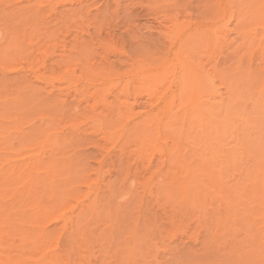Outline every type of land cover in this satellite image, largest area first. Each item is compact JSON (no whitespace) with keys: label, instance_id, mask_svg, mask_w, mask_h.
<instances>
[{"label":"rangeland","instance_id":"obj_1","mask_svg":"<svg viewBox=\"0 0 264 264\" xmlns=\"http://www.w3.org/2000/svg\"><path fill=\"white\" fill-rule=\"evenodd\" d=\"M35 1L32 0V3ZM39 1L44 7L42 15L46 21H42V15L35 21L24 18L27 15L25 10L18 7L25 5L26 0H0V36L2 31L16 35V43L8 39L0 44V61L31 52L29 59L23 58L26 62L23 69H11L0 74V117L5 125L7 121L11 126H27L32 118L37 122L42 118L45 125L50 127L47 130L51 135L53 133L52 136L60 132L52 130V123L64 132L76 126L84 130L90 123L85 121L86 116L97 119L109 113L103 109L101 114L99 103L95 111L82 114L77 103L79 107L81 104L83 110L87 101L92 105L101 95L113 101L112 95L117 94L124 85L131 93L129 101L139 90V104L146 98L149 88L158 86V90L164 91L169 81L164 80L158 85L157 80L134 78L127 71L131 59L139 63H155L158 61L155 58L167 57L165 52L169 42L165 33L175 16L184 26V58L203 62L209 59L210 64L218 62V69L224 70L233 62L236 48L243 41L237 32V21L242 20L245 29L256 27L258 17H255V12L259 6L264 7V0H107L108 4L106 0ZM14 9L17 11L12 13ZM225 25L229 33L228 41H232L230 47L216 41ZM234 25H237V29H234ZM201 28L203 31H199ZM50 30L52 33L48 34ZM109 30L116 34L114 42L104 43L100 38L106 37ZM76 34L81 39H91L89 52L82 45L77 48L73 46ZM8 43L16 45L9 46ZM243 52L242 47L239 53ZM60 55L66 56V62L54 61ZM41 59L45 61L44 68ZM101 60L113 62L122 75L104 73L96 81L82 76L83 61L97 64ZM32 64L36 65L35 69H40L39 73L45 79L34 77L29 71ZM50 64H53V68ZM229 72L225 70V73ZM214 86L225 91L217 75ZM76 90H83V93L77 95ZM15 96L24 98L19 101L16 97L17 101H13ZM73 106L80 111L77 112ZM134 106L135 110L139 109V106ZM241 112L234 113L235 118L226 117L224 122V113L218 115L221 129L233 127L235 130L226 134L221 132L219 135H224L217 138L219 144L223 145L222 149L217 148L226 157V160L221 158L225 162L221 178L211 162L209 166L205 163L207 158L192 150L182 159L177 157V164L172 163V160H176L174 156L162 162L164 154H159L156 149L142 152L139 140L130 131L121 138L117 132L111 141L101 139L97 133H92L95 136L90 134L88 127L87 133L81 135L83 141L78 136L73 139L72 135L75 134L72 133L66 135L70 139L68 145L64 142L65 146L59 144L62 147L54 148L52 144L57 158L77 153V159H82L74 160L77 163L73 165L74 176L87 174L97 178L93 168L100 163L101 178L97 184L105 192L106 184H111L112 195L109 197L107 192L108 198L104 201L109 202L103 203L105 205L100 212L91 216L89 213L79 230L70 237L62 233L61 223H46L49 232L46 240L38 241L33 251H29L31 247L26 249L23 257L31 260L38 258L46 246L44 243L48 241L49 244L58 243L61 264H264V227L259 219L264 211V189L261 187L264 180L260 176L257 179L259 187L254 190L253 180L245 178L251 168L256 166L262 170L264 166L261 163L264 159V136L258 128L250 127L255 114H250L249 121L244 122L241 117L246 113L243 115ZM110 117L117 123L114 126L116 130L123 127V121L118 122L117 116L110 114ZM113 129L110 128V131ZM75 138L80 142L78 146L74 144ZM81 142L84 145L82 143L81 146ZM14 143L17 142L14 140ZM98 143L101 148L94 147ZM230 151H234V156ZM0 153L5 154L1 148ZM86 163L95 167L90 169ZM188 168L198 169V179L203 186L193 190L195 187L190 183L189 191L183 193L172 175L177 174L176 180L187 183L191 177H183ZM39 175L45 184L52 179L58 184L57 195L67 193L68 188L76 182L68 177L64 167L53 177L44 173ZM133 176L137 177L136 184L129 187ZM237 179L243 183H236ZM84 184L77 185L82 192L86 190ZM44 187L41 185L39 191L42 198H47L49 192ZM220 200L230 201L231 204L219 207ZM29 221V226H35L27 229L33 237L40 224Z\"/></svg>","mask_w":264,"mask_h":264},{"label":"bare ground","instance_id":"obj_2","mask_svg":"<svg viewBox=\"0 0 264 264\" xmlns=\"http://www.w3.org/2000/svg\"><path fill=\"white\" fill-rule=\"evenodd\" d=\"M8 1L10 2V0ZM26 2L25 5L18 7V9L25 10L24 12L27 15L24 18L28 21H35L39 18L38 16L42 15L44 7L42 8L39 0L33 3L32 0H26ZM8 7L11 6L8 5ZM16 11L14 9L12 13ZM255 17H258L256 27L245 29L242 25V20L237 21L238 29L237 25H234V29H237L243 41L237 46L233 55V62L230 66L225 67L224 70H219L218 62L210 64L209 59L203 62L201 60L195 61L191 58L190 60L184 58L182 55V32L184 26L179 22L178 16H175L165 33V37L169 42L168 49L165 52L167 57H157L155 60L158 61L155 63H139L137 60L131 59V66L127 71V74H131L130 76L134 78L157 80L159 81L158 85L167 80L169 81V85L164 91L158 90V86L156 88H149L147 90L148 93L145 94L146 98L140 104L137 103V99L140 98L139 90L137 89L138 91L134 92L132 101H129L128 97L131 93H129L126 85L119 89L117 94L112 95L113 101H109L107 96L101 95L98 98L100 100H97L92 105L87 101L83 110L81 104L79 107V103H77V108L83 111L82 114L95 111L99 103L102 109L101 114H103V109L109 112L106 115H102V117L104 116V120L103 118L94 119L93 117L86 116L85 121L88 120L87 123L90 121L89 126L86 127L91 129L89 133H97V136L100 135L101 139L113 141L117 132L119 138H121L130 131L139 140L142 152L151 148L153 151L156 149L159 154H164L162 162L173 156L176 157L175 161L172 160L173 164L179 162L177 157L182 159L188 151L192 150L193 152H197V155L207 158L208 160L205 163L209 166V162H211L213 169L218 172L221 178L225 168V162L221 158L225 155L222 151L221 153L219 152V149H222L223 145L219 144L217 138L235 130L233 127L221 129L219 123L221 120H218V115L224 113L222 119V122H224L226 117L235 118L233 114H238L237 112L241 110V113L243 115L246 113V116L243 117L242 114L238 116H242L241 119L244 122H248L250 114H255L253 125L250 127L253 129L258 128L264 136V7H258ZM44 19L45 17H43L42 21ZM199 31H203L202 28ZM50 33H52L51 30L48 34ZM1 35L0 44L6 40L8 41V39H10V42L16 43V35L14 36L7 31H2ZM115 36L116 34L112 30H109L106 37L104 36L100 40L104 41V43L114 42L113 38ZM228 38V28L225 25L224 31L216 38V41L230 47L232 41H228ZM90 41L91 39L84 40L81 39L79 34H76L73 39V46L77 48L79 45H82L81 47L89 52V47H91L90 44L92 43ZM8 44L9 46L16 45L14 43ZM242 47L244 48V52L240 54L239 50ZM30 54L31 52L20 56L15 55L12 59L0 61V74L1 72L3 74L9 72L11 69H23L26 64L23 58L29 59ZM54 61L56 63H64L66 62V56L60 55ZM101 61V63H97L98 65L83 61L84 63H81L82 76H87L91 81H96L104 73L122 75L116 69V65L113 62H109V60ZM40 63L43 67L45 61L41 59ZM35 66L33 64L30 65L29 71L37 79H45V76L39 73L40 69H35ZM52 66L53 64H50V67ZM225 70L231 72L225 73ZM59 75L64 76L63 73H59ZM216 75L220 77L224 84V92L214 86ZM226 77L233 79L228 80ZM80 93H83V90H76L77 95ZM17 95L20 96L19 94ZM18 96H15L12 100L17 101L16 97ZM121 98L124 99L122 100ZM7 102L9 103L10 101ZM134 105L139 106V109L135 110ZM74 108L77 110L76 107ZM80 110H77V112ZM110 114L117 116L118 122L123 121L122 128L119 127L120 129L118 128V130L114 128L117 123L112 121L111 117L109 118ZM44 122L42 118L38 122L37 119L34 121L32 118L27 126H22L19 123L17 126L14 124L11 126L12 124L7 121L5 125L4 119L0 117V148L5 153H0V264H61V255L57 242L49 244L46 241L44 243L46 249L44 248L39 257L34 260L23 257V254L30 247L32 249L29 251H33L38 245V241L46 240V237L49 235L47 229L48 223H61L60 228L63 231L62 233H66L70 237L76 230H79L80 224L89 213L91 216L100 212L101 208L105 205L103 203L105 201H107L106 204L109 202V200L104 201V199L108 198L106 193L109 192V197L112 195L111 184H106L107 192L101 190V187L97 184L99 178H101L99 173L101 172L100 163L96 168H93L95 175H98L97 178H91L87 174L74 176L73 165L74 163L77 164L74 162L77 159V153L75 152L76 154L73 153L66 158H57L51 146L53 144L54 148H57V146H61L59 144L63 145L64 142L68 145L70 139L68 140L67 136L72 133L75 134L72 135L73 139L74 136H78L80 139L81 135L87 133L86 128L83 130L76 126L72 130L64 132L61 131L57 124L52 123V130L55 132L60 130L59 133H55L52 136L53 133L51 135L47 130L50 127L45 125ZM120 125L122 126V123ZM12 128L13 130L15 128V130H11ZM110 128H114L113 131H110ZM221 132L225 133L219 135ZM76 138L74 144L76 143L75 145L78 146L77 143L80 142L76 141ZM83 139L80 140L83 141ZM89 139L87 138V140ZM94 139L97 140L95 137ZM14 140L17 143H14ZM51 141L52 143L49 144ZM84 142H81V146L82 143L84 145ZM93 143H96V141ZM93 143L90 142V144ZM48 144L50 146L47 149L46 146ZM90 144L88 143V145ZM96 146H99V143L98 145L95 144L94 147ZM100 146L98 148H101ZM142 152H140L141 155H144ZM232 155L234 156V151L231 152ZM126 156L129 157V154H126ZM151 158L152 156L149 159ZM78 159L77 161H79ZM224 160H226V157H224ZM217 161L219 162L217 163ZM261 163L264 164V159ZM63 167L68 172V177L76 180L77 185L79 183L86 184L84 192L79 189L76 182H73L74 186L68 188L67 193L57 195L56 185L58 184H55L53 179L46 181V184L43 180H40L39 173L53 177ZM90 167L95 166H91L90 164ZM199 175L200 172L197 168H188V172L183 178L187 179V177H191V181L187 183L183 181L181 183L176 180L177 174H173L172 178L175 180L177 187L185 193L189 191L188 187L191 188L192 185L193 188L195 187L193 190L203 186L202 181L198 179ZM260 176L264 180V166L262 170L255 166L246 173V180H253L254 190H257L259 187V180L257 181V179ZM136 179V176L132 177L128 183L129 187H133L136 184ZM235 182L243 183L239 179ZM190 183L191 186H188ZM132 184L134 185L132 186ZM41 185H44V189L49 192L47 193V198L41 197V192L39 191ZM261 187L264 189V185ZM227 204L230 205L231 202L220 200L218 205L222 207L223 205L227 206ZM13 215H16V217ZM29 219L32 220V223L40 224L37 233H34L33 237H31V232L27 230L35 227L27 224L30 222ZM259 219L264 227V211ZM49 249L51 250L49 251ZM46 258L48 259L47 261Z\"/></svg>","mask_w":264,"mask_h":264}]
</instances>
